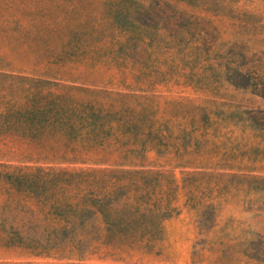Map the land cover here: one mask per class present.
Returning <instances> with one entry per match:
<instances>
[{
	"label": "rangeland",
	"instance_id": "1",
	"mask_svg": "<svg viewBox=\"0 0 264 264\" xmlns=\"http://www.w3.org/2000/svg\"><path fill=\"white\" fill-rule=\"evenodd\" d=\"M85 173L168 211L95 240ZM0 264H264V0H0Z\"/></svg>",
	"mask_w": 264,
	"mask_h": 264
},
{
	"label": "trees",
	"instance_id": "2",
	"mask_svg": "<svg viewBox=\"0 0 264 264\" xmlns=\"http://www.w3.org/2000/svg\"><path fill=\"white\" fill-rule=\"evenodd\" d=\"M65 174L75 176L57 173L53 177ZM81 176V180L85 179L90 186L83 195L87 200L80 205L60 207V215L71 221V227H82L85 223L84 227L92 232L95 240L103 239L104 243L115 247H120L123 242L130 246L141 243L146 240L143 236L150 233L149 223H154L168 211L167 207H161L160 198L153 188L156 178L130 175L127 184H120L121 178L108 183L92 173ZM91 218H95V222L90 221ZM156 223L154 226L159 224Z\"/></svg>",
	"mask_w": 264,
	"mask_h": 264
}]
</instances>
